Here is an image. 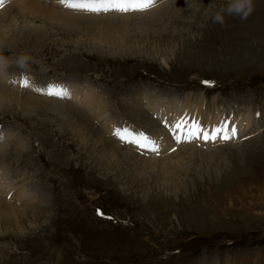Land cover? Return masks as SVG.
<instances>
[{
	"label": "rangeland",
	"instance_id": "1",
	"mask_svg": "<svg viewBox=\"0 0 264 264\" xmlns=\"http://www.w3.org/2000/svg\"><path fill=\"white\" fill-rule=\"evenodd\" d=\"M38 1L40 8L59 13H101L73 12L58 7L57 0ZM200 1L205 3L199 10L188 8L180 14L178 1L174 5L157 0L146 10L169 3L159 20L150 17L145 22L140 14L125 17L126 24L101 21L68 29L40 14L25 15L18 0H3L0 58L6 70L12 75L23 70L24 77L53 75L57 82H71L72 92L50 96L16 87V76L0 77L19 95L31 91L59 102L45 101L32 110L13 99L0 105V146L15 147L25 139L30 144L19 155L12 147L0 150L2 175L11 185L27 188L35 178L43 194V200L34 195L27 205L38 210H16L7 221L0 219V235L6 234L0 236V264L235 263L225 261L222 252L238 264H264V0H254V11L246 20L226 15L224 25L212 17L227 0ZM5 40H11L10 47ZM21 55L29 57L23 68L17 64ZM211 79L212 87L202 83ZM150 85L190 97L205 89L203 125L209 122L205 113L218 108L227 118L244 112L250 124L228 141H159V151L152 152L112 139L98 115L80 101L86 89L97 87L112 121L121 119L154 138L163 120L156 115L153 98L141 90ZM72 106L84 118L74 111L67 114ZM89 143L97 146L95 154L89 152ZM188 143L195 149L171 153ZM112 147L133 152L124 157L114 149V161L122 167L103 169L96 153ZM209 147L216 150L205 151ZM163 155L169 158L158 160ZM259 169L261 174L256 173ZM29 188L21 202L31 196ZM1 189L4 200L19 202ZM228 243L233 245L221 249Z\"/></svg>",
	"mask_w": 264,
	"mask_h": 264
},
{
	"label": "bare ground",
	"instance_id": "2",
	"mask_svg": "<svg viewBox=\"0 0 264 264\" xmlns=\"http://www.w3.org/2000/svg\"><path fill=\"white\" fill-rule=\"evenodd\" d=\"M174 2V5L175 3L178 1V3L176 4V9H178V11L180 12V14H184V11L186 9H194V10H199V8L201 6L204 5V1H200V0H169V2ZM13 2V1H12ZM168 2V1H167ZM18 3L21 5H19L20 7H22L21 10L24 11V14L25 13H29L30 14H33V15H37V17L40 15H43L44 17H47L48 19H52L54 21L57 22V24L59 23L62 27H66L68 29H72V27H80V26H83V28H87L88 24H91V23H96L98 24V22H103L104 23H110V24H113L114 21H119V20H123L122 23L123 24H126V18L125 17H136L137 15H140L142 14V21H145L146 22V19L148 18H152L154 20H159L163 17H165L166 15V9H169V3H162L161 5L158 4L157 6H155L154 8L152 9H149V10H146L147 12L145 11H142V12H134L132 11L130 13H100V14H84V13H78V14H72V13H59V11L57 10V12H55V10L53 11L52 9H45V8H40L39 4H42L40 1L38 0H18ZM156 3H157V0H156ZM155 3V4H156ZM12 6L14 4H11ZM16 7V6H15ZM202 8V7H201ZM16 9H18L16 7ZM55 9V7L53 8ZM188 9V11H189ZM1 10V9H0ZM6 10V9H5ZM4 10V11H5ZM19 11V10H18ZM76 11V10H75ZM73 11V12H75ZM79 11V10H77ZM76 11V12H77ZM177 11V12H178ZM193 11V10H192ZM6 12V11H5ZM67 12V11H66ZM122 12V11H121ZM134 12V13H133ZM20 13V12H19ZM99 13V12H97ZM188 13V12H187ZM23 14V12H22ZM40 14V15H38ZM27 15V14H25ZM4 17V13H2V11H0V18ZM32 17V16H31ZM36 17V16H35ZM42 17V16H41ZM14 20V18H13ZM45 20V19H44ZM12 22V21H11ZM16 22V20H15ZM26 22V21H25ZM160 22H163V21H160ZM4 22L3 20L0 19V36L1 35H4ZM52 24V23H50ZM9 25V24H8ZM11 25V23H10ZM20 25V24H19ZM184 25V24H183ZM13 26V25H12ZM11 26V27H12ZM24 26V25H23ZM23 26H20V27H23ZM110 26V25H109ZM67 29V30H68ZM99 29V28H98ZM8 30H13V29H8ZM100 30V29H99ZM8 36V35H7ZM13 36V35H12ZM11 35L8 37L9 39H14V38H11L12 37ZM6 38V37H5ZM43 39V38H41ZM0 40H1V37H0ZM4 41V40H3ZM43 41V40H42ZM1 42V41H0ZM5 42L8 44V47H10L9 45L12 44L11 40L8 42L7 40H5ZM11 43V44H10ZM43 43V42H42ZM40 44V43H39ZM5 74V75H8V76H16V79L18 78H27L29 81H30V76L27 75L24 77V73H20L18 75H12L10 74V72H8L6 70V68H4L3 71H0V77L2 74ZM3 74V75H4ZM19 79V81H20ZM51 79V78H50ZM14 81V80H13ZM50 83L49 84H56V85H62L64 86L68 92H72L71 90H69L70 88V85L71 82H69V84H67L66 81H64L63 83L61 82H57L58 79H51L49 80ZM74 85V83H72ZM76 84V83H75ZM80 84V83H79ZM85 85V83H81L80 86V90L84 88L83 85ZM151 87H142V91L143 93L149 95L150 97H152L153 99L151 100L152 101V104L154 106H156L157 108L155 109V112H156V115L159 116L162 120H163V129L162 130H159V133L156 134V136L154 137V139L159 142V141H162L164 143H168L170 142L171 140L175 142V140L173 139V135L175 134L174 132L172 131H169V128L165 127V124H164V121H168L169 123H171L172 121L176 120L177 118L179 117H182L184 116L186 119H195L197 121H199L200 123L202 122V119H203V114L206 110H203V104L202 102L204 101L203 98H206L205 97V93H204V90L203 89V94H199V92L197 94H194L196 96H192L191 94V97L189 94H180L179 95H175V93H172V91H161L159 90L160 88H156L155 86L153 85H150ZM10 86H7L4 82H2V80L0 79V105H6V103H10L11 100H15V102H18L17 105H23L24 108H29V110H32V108H35V107H39V105H45V101H48L50 103H56V104H59L58 101H56V99H52L51 98H45V97H38L36 95H34V93H32L31 91L29 92H25V93H17L15 91H13L12 89H9ZM17 87V85H16ZM87 87H89V85H87ZM92 87V86H91ZM24 88V87H23ZM79 88V87H78ZM78 88H74V90H78ZM89 89V88H88ZM73 90V91H74ZM92 90L94 91H89L86 89V96H81L80 97V101H82L83 103H85L87 106H88V109H91L90 111L92 113H95L97 118L101 119V124L103 126H105L106 129H109L111 131V133L113 132V126H124V125H128L130 126L129 124L127 123H124V122H121V123H118L117 121H112V119H110L108 117V114H111L108 110H107V102L105 104V99L104 97H100L98 98L97 94H96V90L97 91H100V89H98L97 87L95 89H93L92 87ZM22 91V90H20ZM82 93H83V90H81ZM140 91V90H139ZM81 93V92H80ZM99 93V92H98ZM70 94V93H69ZM100 96H101V93H99ZM98 94V95H99ZM147 95L145 97H147ZM52 96V95H50ZM46 99H50V100H46ZM62 101V100H61ZM211 102V101H210ZM151 103V102H150ZM53 105V104H52ZM47 106V105H46ZM63 106V105H62ZM69 106V105H68ZM67 106V107H68ZM163 106V107H162ZM49 107V106H48ZM152 107V106H151ZM67 109V108H66ZM65 109V110H66ZM150 109V107H149ZM152 109V108H151ZM77 109H75L74 106L72 107H69L67 109V114H70L72 111L76 112ZM154 111V110H153ZM245 111H248V110H245ZM1 113V112H0ZM77 114H79L81 117L84 118V113L78 111L76 112ZM62 114H65V111L62 112ZM185 114H187L185 116ZM207 115V119L209 120V122H206L204 123L203 126H205L206 128L210 127V126H215L217 124H219L222 120H225L227 119L228 122H229V127H231V125H235L236 129H237V135H239L241 132H244L249 124H250V120L251 118L249 119L248 116H243L244 113H241L240 115L236 116L237 114H234V117H230V118H227L224 114H223V109H216L215 113L213 114H210V112H206L205 113ZM210 114V115H209ZM248 114V113H247ZM225 116V118H224ZM99 127V126H98ZM98 129V128H97ZM101 130H103L101 128ZM2 131V130H1ZM6 131V130H5ZM109 131V132H110ZM98 132H101V131H97ZM107 133V132H106ZM105 133V134H106ZM109 134V133H108ZM158 134H160L159 136H157ZM243 134V133H242ZM241 134V135H242ZM6 135V133H5ZM93 136V135H92ZM109 136V135H107ZM106 136V137H107ZM113 136V134H112ZM100 137V136H99ZM153 137V136H152ZM237 137V136H236ZM257 137V136H256ZM108 138V137H107ZM239 138V137H238ZM109 139V138H108ZM113 139V138H112ZM3 140V139H1ZM6 140V139H5ZM92 140V139H91ZM97 140V139H96ZM110 140V139H109ZM256 140V139H255ZM109 142V141H108ZM197 142V141H196ZM97 143V141H96ZM200 143V142H199ZM110 144V142H109ZM112 144V142H111ZM162 144V143H161ZM159 144V145H161ZM237 143H234L232 144L231 146H236ZM240 144V143H239ZM131 145V144H130ZM195 144H191V143H188V145H181L179 147H175V151L173 150V152H171L172 154H182V153H185V152H188L190 151L191 149H195L194 146ZM29 141L27 139L25 140H18L15 144V147H12V145H10V143H4L0 146V150H7L8 147H12L13 149H15V151L17 152V154H22V153H25V151L27 149H29ZM89 152H91L92 154L96 152V145L95 144H90L89 143ZM113 146V145H112ZM117 146V145H116ZM105 147V146H104ZM131 147V146H130ZM133 147V146H132ZM101 148V147H100ZM221 148V147H220ZM23 149V150H22ZM102 149V148H101ZM109 149H112L111 151ZM116 149L117 151H119L117 149V147H112V148H106L105 152H103L102 154L98 155L96 153V157L98 158V161H99V165L104 163L105 166H103L104 168L103 169H115V168H120L122 167L119 163L121 162H118V161H114V160H117L116 159V156L117 154H115V150ZM129 149V148H128ZM125 150V149H122L123 151H119L121 153V156H124V157H129L131 156V153L130 151L131 150ZM138 149V148H137ZM98 150V149H97ZM204 150V149H203ZM216 149L215 148H207L205 149V151H215ZM2 151V152H3ZM201 149L200 148H197L196 152H200ZM8 152V151H7ZM86 152V150H85ZM101 152V151H100ZM133 152V151H131ZM170 152V151H169ZM9 153V152H8ZM142 153V152H140ZM144 153V152H143ZM142 153V154H143ZM147 154V153H146ZM155 154V153H153ZM163 154V153H162ZM47 155V154H46ZM149 155V154H147ZM145 156V155H143ZM150 156V155H149ZM152 156V155H151ZM3 157V156H2ZM120 157V156H119ZM118 157V158H119ZM142 157V156H141ZM147 157V156H146ZM131 158V157H130ZM145 158V157H143ZM142 158V159H143ZM149 158V157H148ZM154 158V157H153ZM166 158H169L167 155H163V157H161L160 161H163L164 159ZM20 159V158H19ZM126 159V158H125ZM141 159V158H140ZM141 159V160H142ZM151 159V158H149ZM157 159V158H156ZM129 160V159H128ZM152 160V159H151ZM157 160V161H158ZM120 161V160H119ZM124 161V160H123ZM130 161V160H129ZM148 162V161H147ZM27 164V163H26ZM123 164V163H122ZM3 164L0 163V187L2 188L1 191H3L4 195L5 196H9L14 198L16 200V197H19V202L18 200H16V203L12 202L11 200H4L2 198V195H0V219H3V220H8L7 217L9 216V214H12V215H15L14 213H16V210L17 211H23L25 209H29V210H38L36 208H31V207H27L28 203H29V200L35 195L37 196L38 198H41L43 200V194L41 193V189L38 187V182L36 181H29V189H31V196L29 198H27L26 200H24L23 202H21V194L24 193V194H28V188H27V185H17V186H14V185H11L8 180L10 179H6L4 175V167L2 166ZM255 166V170H256V167H257V164L254 165ZM100 167V166H99ZM125 167V166H124ZM126 167H127V164H126ZM122 170V169H121ZM119 172V171H118ZM116 173V171L114 170V174ZM256 173H259L261 174L262 172L259 171L256 172ZM113 174V173H112ZM123 174V172H122ZM31 178H33V175L30 176ZM11 180V179H10ZM54 183V182H53ZM3 185V187H2ZM41 186V185H40ZM58 190V189H57ZM55 191V190H54ZM27 192V193H26ZM25 196V195H24ZM27 196V195H26ZM25 196V197H26ZM62 197V196H61ZM6 199V197H5ZM30 205V204H29ZM71 205V204H70ZM73 205V204H72ZM73 208V207H72ZM8 210V211H7ZM56 210V209H55ZM74 210V208H73ZM72 210V211H73ZM71 211V210H70ZM22 217L26 216V213L25 212H22L21 214ZM6 234H3V235H0L1 237L4 236ZM27 247V246H26ZM35 251V250H34ZM41 251H38L37 253H40ZM42 253V252H41Z\"/></svg>",
	"mask_w": 264,
	"mask_h": 264
},
{
	"label": "snow or ice",
	"instance_id": "3",
	"mask_svg": "<svg viewBox=\"0 0 264 264\" xmlns=\"http://www.w3.org/2000/svg\"><path fill=\"white\" fill-rule=\"evenodd\" d=\"M59 4L66 8L86 10L91 12L119 10L122 12H128L130 10H146L152 7L156 0H57ZM3 0H0V4ZM16 81H13L15 83ZM206 86H212L213 82L203 81ZM21 87H32L30 81L27 78H21L19 81ZM36 92H42L47 95L56 96H68V90L62 85L49 84L46 89L34 88ZM187 114H185L186 116ZM259 115V113L257 114ZM165 127L169 128V131L174 132L173 139L177 143L191 142L194 139H201L203 141H216L217 139L228 141L234 139L237 135V129L235 125L229 127L227 119L222 120L215 126L206 128L199 121L195 119H186L184 116L177 118L169 123L164 121ZM113 136L119 139L122 143H128L134 145L139 150H146L152 152L159 151V144L148 133L140 130L137 131L131 126H113ZM174 150V149H173ZM98 215L103 213L98 209Z\"/></svg>",
	"mask_w": 264,
	"mask_h": 264
},
{
	"label": "clouds",
	"instance_id": "4",
	"mask_svg": "<svg viewBox=\"0 0 264 264\" xmlns=\"http://www.w3.org/2000/svg\"><path fill=\"white\" fill-rule=\"evenodd\" d=\"M254 11V0H227L226 4L219 6L218 11L212 17L214 23L224 25L225 16H235L240 20H246ZM29 57L27 55H21L17 59V64L20 67H25ZM5 60L0 58V71L5 68Z\"/></svg>",
	"mask_w": 264,
	"mask_h": 264
}]
</instances>
